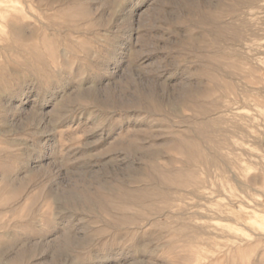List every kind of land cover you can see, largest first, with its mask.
<instances>
[{
  "label": "rangeland",
  "instance_id": "rangeland-1",
  "mask_svg": "<svg viewBox=\"0 0 264 264\" xmlns=\"http://www.w3.org/2000/svg\"><path fill=\"white\" fill-rule=\"evenodd\" d=\"M0 264H264V0H0Z\"/></svg>",
  "mask_w": 264,
  "mask_h": 264
}]
</instances>
